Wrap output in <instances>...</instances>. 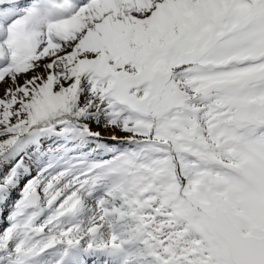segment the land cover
<instances>
[{
	"label": "snow or ice",
	"instance_id": "6c2138e0",
	"mask_svg": "<svg viewBox=\"0 0 264 264\" xmlns=\"http://www.w3.org/2000/svg\"><path fill=\"white\" fill-rule=\"evenodd\" d=\"M0 264H264V0H0Z\"/></svg>",
	"mask_w": 264,
	"mask_h": 264
}]
</instances>
